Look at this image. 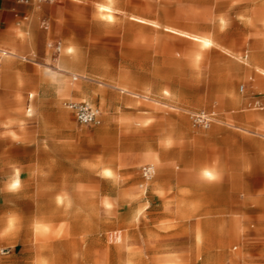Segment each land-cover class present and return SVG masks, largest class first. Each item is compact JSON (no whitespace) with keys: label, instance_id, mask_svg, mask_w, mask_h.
I'll return each mask as SVG.
<instances>
[{"label":"rangeland","instance_id":"obj_1","mask_svg":"<svg viewBox=\"0 0 264 264\" xmlns=\"http://www.w3.org/2000/svg\"><path fill=\"white\" fill-rule=\"evenodd\" d=\"M53 2L35 57L0 62V264H264V163L221 134L264 140V0Z\"/></svg>","mask_w":264,"mask_h":264},{"label":"crops","instance_id":"obj_2","mask_svg":"<svg viewBox=\"0 0 264 264\" xmlns=\"http://www.w3.org/2000/svg\"><path fill=\"white\" fill-rule=\"evenodd\" d=\"M53 1L57 0H0V62L6 57L22 60L35 57L36 52L39 51V42L41 40L46 41L49 36L50 23H53V19L59 14V9L56 6L57 3L54 4ZM59 1L74 5V0ZM43 23H45L44 29L41 28ZM205 41L210 43L208 39H205ZM57 45L61 48V41L57 39H50L46 43L47 48L49 47L60 52V48L59 50L56 49ZM2 51L4 54H2ZM73 77L72 79L74 80ZM251 86L256 90L263 89L264 77L256 79V82L252 83ZM240 89L243 90L244 86L241 85ZM246 100L253 103L257 108L251 114L261 117L264 121V95L260 93L257 95L255 91H252ZM234 119L236 121L241 120L242 116L234 115ZM221 134H231L232 137L241 140L236 142L241 147L249 145L250 149L243 151L247 155H252L251 158H247L248 162L256 164L260 162L264 163V140L260 138L262 136L249 137L237 132H222ZM4 197H6L8 202L9 198L13 200L15 195L0 193V220L4 218L5 212L9 214L15 210L14 205L2 204Z\"/></svg>","mask_w":264,"mask_h":264},{"label":"built area","instance_id":"obj_3","mask_svg":"<svg viewBox=\"0 0 264 264\" xmlns=\"http://www.w3.org/2000/svg\"><path fill=\"white\" fill-rule=\"evenodd\" d=\"M59 48L60 46L57 45L56 49L59 50ZM2 54H4L3 51ZM73 78L75 79L76 77ZM65 106L69 110L73 111L77 121L82 124L97 125L101 122L100 109L84 100L67 101L65 103ZM194 121L198 123H202L203 125H208L210 121V117L206 113H197L194 115ZM153 172H154L153 167L150 165H146L142 167V174L146 178L151 177Z\"/></svg>","mask_w":264,"mask_h":264},{"label":"bare ground","instance_id":"obj_4","mask_svg":"<svg viewBox=\"0 0 264 264\" xmlns=\"http://www.w3.org/2000/svg\"><path fill=\"white\" fill-rule=\"evenodd\" d=\"M167 29H169V30H171V31H173V32H177V33H180V34H184L185 35V32L184 31H182V30H178V29H176V28H173V27H170V26H167L166 27ZM209 43V42H208ZM16 182V181H15ZM14 184V183H13Z\"/></svg>","mask_w":264,"mask_h":264},{"label":"snow or ice","instance_id":"obj_5","mask_svg":"<svg viewBox=\"0 0 264 264\" xmlns=\"http://www.w3.org/2000/svg\"><path fill=\"white\" fill-rule=\"evenodd\" d=\"M108 19H111V17H108ZM205 175L209 176V178H211L209 173H205Z\"/></svg>","mask_w":264,"mask_h":264}]
</instances>
